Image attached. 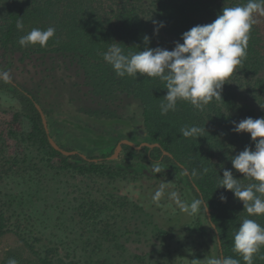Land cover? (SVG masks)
<instances>
[{
	"label": "trees",
	"instance_id": "obj_1",
	"mask_svg": "<svg viewBox=\"0 0 264 264\" xmlns=\"http://www.w3.org/2000/svg\"><path fill=\"white\" fill-rule=\"evenodd\" d=\"M246 2L247 0H0V52H20L27 58L29 55L46 57L48 70L56 67L60 70L61 66L72 67L82 73L83 84L87 88L91 87L97 99L113 101L117 108L123 105L129 109L135 107L150 139L172 153L174 159L181 162L195 179L197 189L210 211L211 223L218 231L223 257L240 259L241 264H244L242 258L232 251L234 233L244 218L255 219L264 226V216L249 217L243 203L232 192L219 187V181L223 170L228 169L242 185L253 182L232 168L231 159L246 146L254 149L255 145L249 134L233 131V122H239L237 113L242 111L235 97L238 90L245 92L264 108V17H256L248 40L247 56L224 83L221 100L213 99L203 111L189 102L178 101L175 111L161 115L159 105L166 95L165 82L139 74L137 78L118 77L104 61L103 54L112 42L120 43L126 54L143 50L146 46L172 50L176 42L182 43V34L193 26L213 22L223 7ZM21 18L23 31L16 28V23ZM154 21L163 22L164 26L158 28ZM48 27H54L56 31L46 47H21L18 44L19 38L31 29ZM145 36L149 37L147 45L143 39ZM4 84V81H0V87ZM19 110L30 121L35 140L47 149V160L44 161L56 158L60 160L62 169H72L81 175L97 171L94 163L88 164L90 168L71 165L67 158H62L60 153L48 145L40 116L32 101L25 95L19 96ZM248 114L253 116L254 112ZM16 121L17 115L14 117V122ZM192 125L205 127L201 137L196 139L182 136L181 128ZM31 137L30 135L28 140H33ZM28 140L26 138V142ZM136 155L145 159L146 150L137 152ZM39 170L37 163L28 160L25 149L21 155L11 152L8 139L0 135V237L6 233H14L40 264H66L56 251H41L40 239L32 228L25 225V215L18 213L1 192V184L7 177L28 173L38 175ZM194 195L199 198L195 190ZM221 196L226 199L221 200ZM143 198L150 203L153 196L146 195ZM200 240L202 244H207L203 232ZM254 264H264V247L254 257Z\"/></svg>",
	"mask_w": 264,
	"mask_h": 264
},
{
	"label": "rangeland",
	"instance_id": "obj_2",
	"mask_svg": "<svg viewBox=\"0 0 264 264\" xmlns=\"http://www.w3.org/2000/svg\"><path fill=\"white\" fill-rule=\"evenodd\" d=\"M14 56L21 57L20 61L23 59L20 52H16ZM38 59V56L30 55L29 65L17 64L10 71L4 66L5 58L0 56V71L2 74L7 73V77H15L22 85L37 89L41 78L37 72ZM47 84L52 88L43 106L47 110L53 137L66 148L92 156L95 152L86 149L80 142L83 134L61 122L62 117H66L61 111L71 109L70 113L72 110L82 113L79 110L83 104L79 103L77 96L70 93L67 84H62L66 94L54 81ZM235 93L238 107L242 109L237 113L239 121L248 117H264V108L245 92L238 90ZM7 107L0 98V135L7 137L10 147L16 152L25 149L28 160L37 163L40 170L38 175L28 173L7 177L1 184V192L18 213L25 215V225L32 228L40 239L41 251H56L66 264L160 263V253L165 249L156 240L151 220L144 212L136 207L123 213L113 212L115 216H120L116 227L117 237L104 235V218L95 219V214H92L93 205L110 194L116 200L124 197L132 205L144 184L139 180L134 182L125 178L115 180L112 188L110 180L105 179L102 174L82 176L71 169H62L60 160L56 158L44 161L47 160V151H43L36 140L26 142L30 132L28 123L23 119L14 123L13 114ZM251 111L254 112L253 116L248 114ZM144 167L146 170H154L151 165ZM185 192V197L192 199L188 189ZM190 237L187 246L191 247L195 236L193 234ZM106 250L119 251L112 256ZM10 258H15L18 264H40L14 233H6L0 237V264H8Z\"/></svg>",
	"mask_w": 264,
	"mask_h": 264
},
{
	"label": "flooded vegetation",
	"instance_id": "obj_3",
	"mask_svg": "<svg viewBox=\"0 0 264 264\" xmlns=\"http://www.w3.org/2000/svg\"><path fill=\"white\" fill-rule=\"evenodd\" d=\"M0 54L5 58L4 66L10 71L17 64H30V57L27 58L28 56L25 57L23 54H21L23 56L22 61H20L21 57L14 56L15 53L0 52ZM37 63V72L41 75L40 86L37 89H31L26 84H20L15 77L9 76L5 79L0 71V81L6 83L0 87V98L4 100V103L8 105V110L13 114V122L15 115H17V121L14 123L23 119L30 126L27 140L30 135L33 137L31 139L35 140V136L30 121L19 110L20 95L28 97L35 109V105L41 109L46 121V128L43 124L42 127L48 145L50 146L48 138H51L60 149L75 152V154L66 156L50 146L53 150L60 153L62 158H67V162L71 165L83 168L89 166L90 163L97 165V171L86 172L82 176L102 174L105 179L110 180V187L112 188H114L117 179L128 178L134 182L139 180L144 184L132 205L126 198L122 197L123 199L116 200L110 193L109 196L104 197L103 201L93 205L92 214H95L93 217L104 218L102 222L104 235L117 237L116 227L120 216L119 214L115 216L113 212L123 213L125 210L136 207L149 217L155 230V238L160 243V247L165 249L160 253L162 261L157 264H207V260L210 258L223 257L220 237L216 227H212L214 224L211 223V216L207 217L206 213L203 215L202 212L189 215L180 207L182 202L190 204L196 198L194 190L198 193L199 198H202L196 182L182 163L174 159L172 153L162 149L159 143L150 139L136 108L129 109L123 107L124 105L117 108L113 101L97 99L91 87L88 86V90L83 84L82 73L72 67L61 66L60 70L57 67L54 70H48V60L42 56L39 57ZM52 81L61 89L63 83L67 84L70 93L77 96L79 103L83 104L82 109L79 110L82 113L73 110L70 113L71 109L61 111L66 115V117H62L61 122L63 125L75 128L83 134L80 142L86 146V149L95 152L92 156L76 149L66 148L53 137V132L49 128L47 110L43 106V102L47 100L52 88L47 83ZM61 91L66 94L64 88ZM36 111L38 112L37 109ZM38 114L40 116L39 112ZM3 137L7 138L6 136ZM33 140L28 141L31 143ZM123 142L130 143L132 146ZM143 143L158 144V146H143ZM118 146H120L119 151L116 150ZM41 147L43 151H47L44 146ZM125 147L130 148V150ZM143 150H146L145 159L136 155L137 152ZM10 151L15 150L10 147ZM21 152L15 151L14 153L21 155ZM151 152H153V156ZM144 165H151L154 170H146ZM86 168H90V166ZM162 184L166 186L164 195L156 199L154 198L155 193ZM186 189L190 192L192 199L188 200L185 197ZM173 192L176 193L175 198L171 197ZM146 195L153 196L152 202L148 203L149 200L143 198ZM202 232L205 243H207L205 245L200 240ZM193 234L195 236L194 242L191 247L187 246L190 236ZM117 251L119 250H106L105 252L115 256Z\"/></svg>",
	"mask_w": 264,
	"mask_h": 264
},
{
	"label": "clouds",
	"instance_id": "obj_4",
	"mask_svg": "<svg viewBox=\"0 0 264 264\" xmlns=\"http://www.w3.org/2000/svg\"><path fill=\"white\" fill-rule=\"evenodd\" d=\"M257 16L264 17V0H247L244 4L223 7L209 24L193 26L182 34V43L176 42L172 50L146 46L143 50L126 54L120 43L112 42L103 59L118 77L137 78L139 74L164 81L167 91L159 105L161 115L175 111L178 101L189 102L203 111L213 99L221 100L224 83L246 58L250 32ZM153 23L158 28L164 26L163 22ZM16 28L23 31L22 18L17 21ZM55 31L54 27L33 28L19 38L18 44L21 47H46ZM143 39L147 45L149 37ZM3 76L7 79V73ZM233 123V131L249 134L255 145L254 149L246 146L233 157L232 168L253 182L244 186L234 178L231 170L224 169L219 187L232 192L243 203L249 217L264 216V117H248ZM180 132L185 138L197 139L205 132V127L184 126ZM165 187L162 184L154 198L163 196ZM171 197L175 198L176 193H171ZM224 199L226 197L221 196V200ZM180 207L189 215L201 212L204 215L208 211L202 198H194L190 204L182 202ZM262 247L264 226L255 219L244 218L234 233L232 251L242 258L244 264H254V257ZM8 264H18V261L10 258ZM207 264H241V260L231 256L210 258Z\"/></svg>",
	"mask_w": 264,
	"mask_h": 264
},
{
	"label": "water",
	"instance_id": "obj_5",
	"mask_svg": "<svg viewBox=\"0 0 264 264\" xmlns=\"http://www.w3.org/2000/svg\"><path fill=\"white\" fill-rule=\"evenodd\" d=\"M35 107H36V109L38 110V112L40 113V116H41V119H42V124H43L44 128H46V121H45V118H44V115H43L41 109L39 108L38 105H35ZM48 142H49L50 146H51L53 149H55L56 151L60 152V153L63 154V155L69 156V155H74V154H75V152H68V151H65V150L60 149V148H59V147H58V146L52 141L51 138H48ZM123 143H125V144H129L130 146H132V144L127 143V142H123ZM142 145H143V146H150V147L158 146V144L148 145V144H144V143H143ZM119 149H120V146H118V147L116 148L117 151H119ZM206 215H207V217L210 216L209 211L206 212Z\"/></svg>",
	"mask_w": 264,
	"mask_h": 264
}]
</instances>
